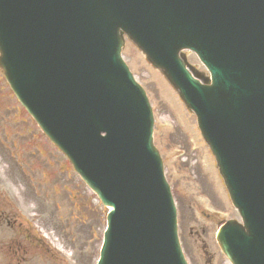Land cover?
I'll list each match as a JSON object with an SVG mask.
<instances>
[{"label": "water", "instance_id": "water-1", "mask_svg": "<svg viewBox=\"0 0 264 264\" xmlns=\"http://www.w3.org/2000/svg\"><path fill=\"white\" fill-rule=\"evenodd\" d=\"M195 21L209 38L203 56L187 42ZM120 30L197 117L243 221L220 231L223 253L264 264V0H0V66L12 90L113 208L99 264H184L150 108L121 61ZM189 47L210 85L184 69L179 52Z\"/></svg>", "mask_w": 264, "mask_h": 264}, {"label": "rangeland", "instance_id": "rangeland-1", "mask_svg": "<svg viewBox=\"0 0 264 264\" xmlns=\"http://www.w3.org/2000/svg\"><path fill=\"white\" fill-rule=\"evenodd\" d=\"M123 58L136 80L146 90L154 110V143L164 161L166 179L172 188L178 208L179 237L186 251L188 249L187 254L203 257L201 248L205 244L210 254H214L220 264H226L215 249L212 236L219 225V220L233 219L236 215L227 207L229 205L227 197L211 164L209 153L199 137L194 118L184 111L176 94L163 78L147 66L138 54L133 53L129 46L124 48ZM20 117L13 103L10 106L6 104V88L0 82V118L5 119L6 131L15 127L18 130V126L11 125L13 120ZM61 162L58 156L60 168ZM69 178L73 181L72 184L69 183V191H59L58 195L51 194L50 197L51 203L57 202L59 206L56 220L49 215L39 222V227L56 240L54 242L65 251L71 264H92L100 242L101 212L93 197L86 192L82 194L80 185L76 184L77 180L71 176ZM59 179L67 180L63 172H59ZM76 188L82 199L73 195L77 192ZM41 198L43 199V195ZM85 201L88 202V208L82 205L77 209L78 204ZM27 208H23L21 214L27 215ZM211 214H217L218 217L213 216L209 221L206 216ZM202 229L205 231L204 234L201 233ZM2 231L6 232V228H0V242L6 240L11 243L9 246L11 250L6 248L9 254L6 264H45V259H39L37 250L30 248L24 256L17 250L15 241H21L22 247L29 248L23 238L19 239L12 231L6 233ZM4 234L6 236H3ZM14 252L17 254L14 255ZM51 264L66 263L58 260Z\"/></svg>", "mask_w": 264, "mask_h": 264}, {"label": "flooded vegetation", "instance_id": "flooded-vegetation-1", "mask_svg": "<svg viewBox=\"0 0 264 264\" xmlns=\"http://www.w3.org/2000/svg\"><path fill=\"white\" fill-rule=\"evenodd\" d=\"M16 142H12L11 143V148H14V147H16ZM34 146H35V148L37 147V145L36 144H34ZM0 153H2L3 155H4V169H3V176H2V178L0 179V185L1 186H3V188H4V192L2 193V191H1V189H0V195H2L3 197H5L6 198V147L5 146H3V145H1L0 144ZM53 157H51V162H50V167H52L53 166ZM12 165H13V168H18V169H21V167L22 166H24L25 164H24V162H22L21 160H19L18 162L16 161V160H14L13 162H12ZM9 169H11V167H9ZM30 169L32 170L33 169V166L31 165L30 166ZM4 198V199H5ZM3 207H4V210H0V223H5V222H9V217L7 216V215H5L4 214V211L6 210V205H3ZM15 221V220H14ZM8 246H10V245H8ZM9 249L11 250V248L9 247ZM14 253H16V252H14ZM205 255H207L206 254V252H205ZM209 259H212V257H209ZM195 264H197V263H195ZM211 264V263H210Z\"/></svg>", "mask_w": 264, "mask_h": 264}]
</instances>
